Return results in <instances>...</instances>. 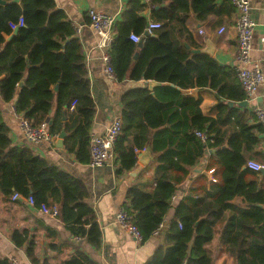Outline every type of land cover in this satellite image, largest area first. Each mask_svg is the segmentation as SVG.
<instances>
[{"label": "trees", "instance_id": "16d2710c", "mask_svg": "<svg viewBox=\"0 0 264 264\" xmlns=\"http://www.w3.org/2000/svg\"><path fill=\"white\" fill-rule=\"evenodd\" d=\"M0 1L6 3L0 4L3 100L13 103L18 114L36 125L47 122L56 106L51 134L60 136L66 130V151L80 164L89 165L96 105L83 47L73 38L72 23L55 0H20L14 4L11 2L15 0ZM219 1L130 0L109 50L118 82L129 78L160 85L155 87V94L144 88L123 97V134L115 148L118 175L135 169L137 152L150 144L152 131L160 135L158 141L154 136L153 152L166 151L158 159L154 190L145 191L140 185L131 188L124 206L142 233V244L151 241L164 225L173 208L177 185L185 183L189 176L186 165L195 167L206 150L217 151L207 171L216 168L219 182L209 184L207 176L201 177L204 185L190 190L176 207L175 219L162 231L170 248L165 255L159 248L148 264H215L211 245L218 234L235 264H264V179L247 167L253 153H259L264 127L248 124L247 109H230L224 104L229 100L238 104L246 101L237 68L222 66L208 54L192 55L186 48V43L201 47L187 26L191 15L201 23L217 16L220 27L232 22V0L222 5ZM147 10H152L154 16L150 21L145 17ZM20 19H24V26L12 29L11 24H18ZM150 22L161 24L154 36H146ZM132 34L142 36L141 46L131 40ZM195 87H210L217 92V118L203 114L201 99L183 96L182 90ZM180 107L184 117L176 113L168 118ZM66 116L68 120L64 122ZM174 118L178 119V127L168 128ZM198 132L208 134L210 140L204 143ZM166 140L171 142L161 145ZM226 144L228 148L223 149ZM188 152L191 158L186 157ZM15 194L25 199L32 197L38 209L42 205L59 206L60 215L72 225L76 236L97 249L102 246L103 234L93 208L86 203L88 192L84 185L33 150L11 148L8 128L0 115V195L11 200ZM239 197L246 208L233 204ZM200 219L203 220L197 224ZM14 240L23 246L27 237L15 233ZM34 250L35 244L31 243L27 254L34 264H40ZM0 264L12 263L0 258ZM63 264L92 262L79 253Z\"/></svg>", "mask_w": 264, "mask_h": 264}, {"label": "crops", "instance_id": "0c3cea01", "mask_svg": "<svg viewBox=\"0 0 264 264\" xmlns=\"http://www.w3.org/2000/svg\"><path fill=\"white\" fill-rule=\"evenodd\" d=\"M224 1L220 0L218 4L222 5ZM55 2L57 8L67 14L74 30L77 28L81 30L80 34L75 30L73 38H77L82 44L85 64L91 82L92 96L96 105L91 137L94 135L103 136L115 116L123 112L122 99L128 92L148 88L152 94H155V87L160 86L157 83L150 89L149 84L153 81H133L129 78L118 82L115 78H110L105 72L103 52L97 48L98 36L90 27L89 11L97 10L114 15L117 17L118 25L124 21V15L129 10L130 0H55ZM250 2L251 15L257 23L252 60L260 66L264 73V0H250ZM145 17L148 21L153 19L152 10H147ZM218 20L217 16H212L207 22L201 23L194 15H191L187 26L193 40L201 47L197 48L194 43H186V48L191 51L192 55L196 54L194 51L206 54L203 51L209 47L208 42H211V46L215 51L213 56L208 55L215 58L222 66L237 68L238 40L235 25L238 20V13L235 10L232 22L221 27L216 24ZM222 28L226 31L223 34H219ZM181 92L186 98L201 99V110L206 117L217 118L219 116L217 92L210 87H195L182 90ZM224 104L230 109H247L248 124L256 127L259 123L255 118L254 111L257 108L264 109V85L259 92L257 100L248 104L247 107H241L238 103L230 100L225 101ZM56 108L55 106L48 117L49 123L53 121ZM182 112L183 110L180 107L178 110H174L173 113H169L168 118H172L173 114L176 113L184 117ZM252 112L253 118L250 117ZM0 115L8 128L11 148H29L33 150L37 156L43 157L60 167L84 185L88 192L86 203L93 208L103 234L102 246L97 249L91 246L86 239L76 236L72 225L67 224L61 215L58 218H53L45 215L40 209L31 206L25 198L13 201V198L7 200L3 195H0L1 259H9L10 261L16 259L21 264H34L27 254V249L31 243L35 244L34 256L40 264H63L79 253L87 256L92 264H148L159 248H163V253L164 255L166 254L170 246L164 242L165 233L154 236L146 244H140L116 223V216L127 203L128 193L131 188L140 185L143 186L145 191H152L156 187L154 175L155 170L159 166L158 159L161 156L160 154L166 152H153L152 142L155 139L154 136H157V141L160 137L158 131H152L150 144L145 149L137 152L135 169L118 175L115 164L101 168H92L89 165L80 164L74 155L66 151L65 146L63 148L58 147L59 138L54 143L42 142L36 146L29 145L20 130L19 120L13 112V103L5 102L1 94ZM67 120L66 116L64 122ZM183 121L184 128H187V118H184ZM177 122L178 119L174 118V120L169 122L171 125H168V128L178 127ZM170 142L171 140H166L161 145ZM225 146L228 145L226 144ZM257 152L259 153H253L251 161L264 162V134ZM189 153H187L186 157L191 158ZM216 158L217 151L208 149L195 167L186 165V168L190 170L189 176L185 183L177 185L173 208L165 218L163 231H166L170 223L175 219L176 207L189 195L190 190L204 185L203 180H201L203 175L207 176L209 184L219 182L216 177V168L207 171L208 166ZM199 168L203 169L201 173L196 172ZM136 169L138 171L133 174ZM169 171L172 170L170 169ZM172 174L181 175L178 172H172ZM191 177H193L192 180L190 179ZM259 177L264 179L262 173H260ZM180 188H183V190ZM233 204L242 208L247 207L243 198L240 197L236 198ZM15 233L27 237V241L23 246L16 244L14 240ZM219 241L220 235L218 234L211 245L215 264H235L234 259L225 252L224 245L220 244Z\"/></svg>", "mask_w": 264, "mask_h": 264}, {"label": "built area", "instance_id": "2783aa9c", "mask_svg": "<svg viewBox=\"0 0 264 264\" xmlns=\"http://www.w3.org/2000/svg\"><path fill=\"white\" fill-rule=\"evenodd\" d=\"M128 1V0H127ZM149 2L150 0H146ZM236 12L238 13V20L235 25L237 33V71L239 79L246 95V102L248 104L257 100L259 92L264 85V73L258 64L252 60L253 42L257 23L251 15L250 0H232ZM88 17L90 19V27L98 36L97 48L103 52V62L105 64V72L110 78H115V73L112 67L111 56L109 50L114 40L117 27V17L109 15L97 10H90ZM24 19H20L18 24H11L12 29H17L24 26ZM161 28L160 23L150 22L147 28V33L153 34L155 30ZM78 34L81 33L79 28L75 29ZM222 28L219 34L225 33ZM131 40L137 44L142 42V36L136 34L131 35ZM76 102L72 104L73 110ZM15 117L19 120L20 130L31 146H36L42 142L54 143L59 136L53 135L50 132L51 124L47 121L38 125L26 119L23 115L18 114L13 106ZM257 122L264 127V109L257 108L254 111ZM123 134V118L122 113L117 114L112 124L107 128L105 135L92 136L91 138V161L89 166L92 168H101L106 165H112L116 162V144ZM197 136L204 142H208L211 138L206 133L198 132ZM247 167L254 171L261 173L264 170V162L249 161ZM21 196L15 194L13 201H17ZM31 206L36 207L35 200L30 197L27 199ZM45 215L58 218L60 216V207L42 205L39 208ZM117 225L124 231L128 232L140 244L143 243V236L139 228L133 223L132 217L124 210V207L118 212L116 216ZM163 225L155 232V236L162 234ZM182 228V225H180ZM12 264H21L16 259L11 260Z\"/></svg>", "mask_w": 264, "mask_h": 264}, {"label": "water", "instance_id": "95a60500", "mask_svg": "<svg viewBox=\"0 0 264 264\" xmlns=\"http://www.w3.org/2000/svg\"><path fill=\"white\" fill-rule=\"evenodd\" d=\"M14 3H20V0H15V1L11 2V4H14ZM0 4H6V3L3 2V1H0ZM157 9H159V7ZM146 36H154V35L153 34L146 33ZM208 44H209V47L207 49H205L203 52L206 53V54H209V55L213 56L215 49L212 48L211 42H208ZM139 45L141 46L142 45V42L139 43ZM194 53H199V51H194ZM23 83L24 82H22L20 86H23ZM155 85H157L156 82H151L149 84L150 89H152ZM239 105L241 107H247L248 106V103L245 101L243 103H240ZM65 118L66 117H64V120H65ZM50 123H51V121H50ZM66 137H67V132H66V130H63L62 133L59 136V142H58V147L59 148H63L64 147V140L66 139ZM226 147H228V146L223 147V149H225ZM137 171H138V169L134 170L133 171V174H135ZM202 171H203L202 168H199V169L196 170L197 173H201ZM261 173L264 175V170ZM190 179L192 180L193 177H191ZM180 189L183 190V188H180ZM202 220L203 219H200L197 224H199Z\"/></svg>", "mask_w": 264, "mask_h": 264}, {"label": "rangeland", "instance_id": "374dc122", "mask_svg": "<svg viewBox=\"0 0 264 264\" xmlns=\"http://www.w3.org/2000/svg\"><path fill=\"white\" fill-rule=\"evenodd\" d=\"M220 244H222L220 241H219ZM223 245V244H222Z\"/></svg>", "mask_w": 264, "mask_h": 264}]
</instances>
